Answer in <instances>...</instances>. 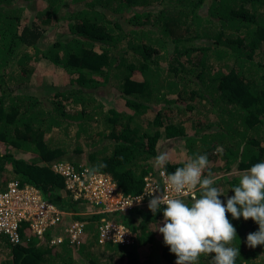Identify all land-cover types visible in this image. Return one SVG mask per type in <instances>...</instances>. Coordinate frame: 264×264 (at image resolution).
<instances>
[{"label": "trees", "instance_id": "trees-1", "mask_svg": "<svg viewBox=\"0 0 264 264\" xmlns=\"http://www.w3.org/2000/svg\"><path fill=\"white\" fill-rule=\"evenodd\" d=\"M34 62L63 74L65 83L46 99L29 86ZM109 92L116 105L102 102ZM72 130V152L96 169L90 173L110 175L124 195L143 194L146 177L159 180L151 158L167 144L185 154L168 153L169 173L207 154L226 205L239 173L264 162V0H0L1 189L28 184L74 210L52 167L66 162L82 172L64 142ZM149 200L113 215L137 233L132 245L99 243L94 217L76 248L49 245L53 231L25 239L21 222L19 243L0 239V264H175L156 231L163 206L154 215ZM227 215L237 232L235 264H264V245L246 244L259 226ZM211 259L201 256L199 264Z\"/></svg>", "mask_w": 264, "mask_h": 264}, {"label": "clouds", "instance_id": "clouds-1", "mask_svg": "<svg viewBox=\"0 0 264 264\" xmlns=\"http://www.w3.org/2000/svg\"><path fill=\"white\" fill-rule=\"evenodd\" d=\"M215 151L220 153L223 149L217 146ZM169 159V154L166 152H161L154 158V166L160 170V175L163 177L164 189L138 195L134 201L139 203L144 195L151 196L148 208L154 215L163 206L162 226H158L156 231L162 234L164 244L175 255V264H199L200 257L208 255L212 257L211 264H235L236 258L240 256L239 247L232 246L233 241L237 239V232L227 214H231L233 220H239L241 217L245 221L251 219L259 226L258 231L249 233L246 237L249 248L264 245V162L254 163L247 170L239 173L238 185L231 189L234 195L227 197L225 205L220 199L225 195L216 186V177L210 170L207 154L187 157L184 165L177 167L171 173L166 168ZM57 164L66 163L55 162L52 165ZM206 170L207 175H205ZM26 186L37 191L42 202L50 203L60 209L44 199L38 189L28 184ZM118 189L120 190L119 187ZM156 192L159 194L156 195ZM59 194L62 199L74 206V210L77 209L65 190V184ZM187 196L191 197V202L185 199ZM115 214L121 213L111 215ZM94 218L98 220V216ZM80 220L86 221L83 218ZM97 220L93 222L96 235ZM1 238H5L9 243L6 236L0 235Z\"/></svg>", "mask_w": 264, "mask_h": 264}, {"label": "built area", "instance_id": "built-area-1", "mask_svg": "<svg viewBox=\"0 0 264 264\" xmlns=\"http://www.w3.org/2000/svg\"><path fill=\"white\" fill-rule=\"evenodd\" d=\"M53 170L65 179V190L77 209H57L50 203L42 202L33 188L9 182L4 189H0V235L6 236L9 243L17 244L20 242V223L26 222L25 232L39 239L46 232L53 231L47 240L49 245L66 244L76 248L84 240L87 224V221L77 217L88 219L98 216L95 227L99 243L120 246L134 243L137 233L110 219L108 215L131 210L142 205L145 199H151V196L144 195L143 200L137 203L134 201L137 196L124 195L110 176L90 173L88 168L77 172L72 166L57 164L53 166ZM152 177L144 178L143 194L164 189L160 170L159 180L157 178L154 181L155 178Z\"/></svg>", "mask_w": 264, "mask_h": 264}, {"label": "rangeland", "instance_id": "rangeland-1", "mask_svg": "<svg viewBox=\"0 0 264 264\" xmlns=\"http://www.w3.org/2000/svg\"><path fill=\"white\" fill-rule=\"evenodd\" d=\"M61 11H62V9L60 10V14L62 13ZM56 31L57 32L63 31V24L62 23L58 24ZM34 66L36 68L34 70L33 77L31 78L32 81H31L29 86L34 89L35 93L43 95V97L42 96H39V97L46 99L47 94L52 91L53 87H55V86L61 87L65 83L64 79H63V74L60 72V69L54 71V69L52 68V66L48 62H34ZM38 79H42V81L45 83L43 85H39L37 83ZM109 90H110V88L107 91H109ZM38 94H37V96H38ZM115 97L116 96H111V92H109V94L105 93V94H103V96H101L103 103L108 101L107 105H109V104L116 105V103L113 100ZM68 110H70V109H68V107H66V111H68ZM50 135L55 137L54 141H56V142H58L59 141L58 138H60L62 136L59 132L57 133V129H54ZM64 140H65L64 142H66L67 147L70 148L69 150H71V152L69 151V154L71 156V160L72 161H79V163H77V164H79L80 167H86L85 161L84 160L81 161L80 156L77 153L72 152V148L76 144V140H74V130H72V132H69L68 138L64 139ZM84 141L85 140L83 139V141L81 140V141H77V142L79 144H81V146H83ZM172 146H174L173 143L167 144L165 147L166 152L167 153L172 152L173 156H178L179 159L183 160L185 157V154H184V151H182L180 149V148H182V145L179 146L176 153H174L175 149H172ZM83 149H85V148L83 147ZM0 150H2L1 145H0ZM16 156L26 158V157L31 156V155L29 153H24L22 155H20L18 153V154H16ZM151 161H154V158H151ZM64 163H66V162H64ZM7 169L9 170L10 167L7 166ZM9 173H10V171H9ZM154 178H155L154 181H157V176H155ZM108 217L112 220H115L114 216H112V215H108ZM153 228H154V226H153ZM2 258H3V256H0V260H2Z\"/></svg>", "mask_w": 264, "mask_h": 264}, {"label": "flooded vegetation", "instance_id": "flooded-vegetation-1", "mask_svg": "<svg viewBox=\"0 0 264 264\" xmlns=\"http://www.w3.org/2000/svg\"><path fill=\"white\" fill-rule=\"evenodd\" d=\"M29 238H30V236L25 233V239H29Z\"/></svg>", "mask_w": 264, "mask_h": 264}]
</instances>
